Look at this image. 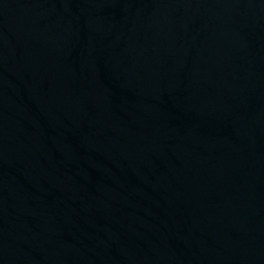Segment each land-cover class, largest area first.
I'll list each match as a JSON object with an SVG mask.
<instances>
[{"label": "water", "instance_id": "95a60500", "mask_svg": "<svg viewBox=\"0 0 264 264\" xmlns=\"http://www.w3.org/2000/svg\"><path fill=\"white\" fill-rule=\"evenodd\" d=\"M78 264H264V0H5Z\"/></svg>", "mask_w": 264, "mask_h": 264}]
</instances>
